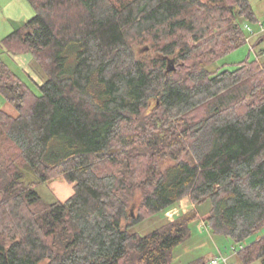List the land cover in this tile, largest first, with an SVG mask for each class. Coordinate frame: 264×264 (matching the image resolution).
Masks as SVG:
<instances>
[{"label": "trees", "instance_id": "1", "mask_svg": "<svg viewBox=\"0 0 264 264\" xmlns=\"http://www.w3.org/2000/svg\"><path fill=\"white\" fill-rule=\"evenodd\" d=\"M27 1L1 45L46 81L37 95L0 58L18 112L0 111V264H173L205 205L237 243L264 227V51L213 69L247 43L249 0ZM30 176L75 193L46 203ZM186 197L196 210L131 231ZM237 256L264 264V237Z\"/></svg>", "mask_w": 264, "mask_h": 264}, {"label": "rangeland", "instance_id": "2", "mask_svg": "<svg viewBox=\"0 0 264 264\" xmlns=\"http://www.w3.org/2000/svg\"><path fill=\"white\" fill-rule=\"evenodd\" d=\"M249 1L258 20L252 23L245 22L243 25L246 37L250 38V42L247 40L245 45L219 59L213 65V69L234 70L240 63L246 60L254 61L257 59V53L260 51L257 52L255 50L256 47H252V40H256L255 36L257 35L258 28L260 29L262 26V30L264 31V0ZM35 15V9L27 0H0V58L13 73L27 83L37 95H40V86L46 81V77L38 64L33 60L31 53L13 55L1 45L7 36L32 20ZM260 38L264 39V37ZM257 48H259L258 50L264 49V40L260 42ZM146 49L148 48H144L142 51H148ZM1 110L8 112L14 117L18 115L17 110L0 93ZM27 182L35 183L34 189L46 203L65 202L75 193L74 184L68 182L64 177L38 183L34 176H30ZM171 208L179 209V215L175 216L176 219L171 220L166 216L165 212L163 216L159 215L156 218H148L133 227L131 231L140 235H147L156 230L164 221L174 222L182 214L196 210L195 204L189 197L184 198L178 205ZM206 209L207 205L199 208V219L191 225L193 231L192 237L175 249L173 264H212L213 260L221 259L222 257L228 258L227 264H242L238 260V252L242 247H246L263 238L264 227L244 242L237 243L231 237L214 234L210 229L205 227L203 220ZM133 213L135 215L138 211L134 210ZM253 264L261 263L257 261Z\"/></svg>", "mask_w": 264, "mask_h": 264}, {"label": "built area", "instance_id": "3", "mask_svg": "<svg viewBox=\"0 0 264 264\" xmlns=\"http://www.w3.org/2000/svg\"><path fill=\"white\" fill-rule=\"evenodd\" d=\"M261 28H262V26H261ZM247 40L249 42L250 38H248ZM178 211H179V209H177V208H170L166 211V216H168V218H170L172 220L175 218V216L179 215ZM220 263L227 264L228 258L222 257L221 259H215L212 261V264H220Z\"/></svg>", "mask_w": 264, "mask_h": 264}, {"label": "crops", "instance_id": "4", "mask_svg": "<svg viewBox=\"0 0 264 264\" xmlns=\"http://www.w3.org/2000/svg\"><path fill=\"white\" fill-rule=\"evenodd\" d=\"M255 37H256V40L255 41L252 40V47H254V48L256 47L255 50H257V52L264 51L263 48L262 49L260 48L261 50H258L259 48H257V46H259L260 42H262L264 40L263 38H260V37H264V31L262 30V28H260V29L258 28L257 35ZM252 38H254V37H252Z\"/></svg>", "mask_w": 264, "mask_h": 264}, {"label": "water", "instance_id": "5", "mask_svg": "<svg viewBox=\"0 0 264 264\" xmlns=\"http://www.w3.org/2000/svg\"><path fill=\"white\" fill-rule=\"evenodd\" d=\"M146 50H148V49H146ZM133 211H134V210H132V212H131V213H132V216H134V213H133Z\"/></svg>", "mask_w": 264, "mask_h": 264}]
</instances>
